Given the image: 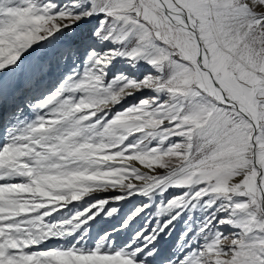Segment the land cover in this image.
I'll return each mask as SVG.
<instances>
[{"label": "snow or ice", "instance_id": "1", "mask_svg": "<svg viewBox=\"0 0 264 264\" xmlns=\"http://www.w3.org/2000/svg\"><path fill=\"white\" fill-rule=\"evenodd\" d=\"M0 264H264V0H0Z\"/></svg>", "mask_w": 264, "mask_h": 264}, {"label": "rangeland", "instance_id": "2", "mask_svg": "<svg viewBox=\"0 0 264 264\" xmlns=\"http://www.w3.org/2000/svg\"><path fill=\"white\" fill-rule=\"evenodd\" d=\"M153 211H155V209H153ZM182 227H183V225H177V230H176V231L179 232V231L181 230ZM175 234H176V233H174L173 235L175 236ZM170 239H172V237H169V239H168L167 241L169 242ZM164 241H165V240H162V241L160 242V245L162 244V246H161L162 248H164V246H166V244L164 243ZM171 243H173V240L170 242V244H171ZM170 244H169V245H170ZM169 245H168V247H169Z\"/></svg>", "mask_w": 264, "mask_h": 264}, {"label": "bare ground", "instance_id": "3", "mask_svg": "<svg viewBox=\"0 0 264 264\" xmlns=\"http://www.w3.org/2000/svg\"><path fill=\"white\" fill-rule=\"evenodd\" d=\"M164 242H165V244H166L168 241L166 240V241H164ZM160 246H162V244H161Z\"/></svg>", "mask_w": 264, "mask_h": 264}]
</instances>
